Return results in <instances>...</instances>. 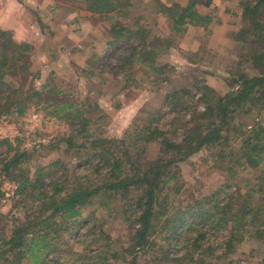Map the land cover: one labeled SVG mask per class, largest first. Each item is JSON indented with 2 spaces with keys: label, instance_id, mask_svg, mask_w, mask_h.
I'll return each instance as SVG.
<instances>
[{
  "label": "trees",
  "instance_id": "trees-1",
  "mask_svg": "<svg viewBox=\"0 0 264 264\" xmlns=\"http://www.w3.org/2000/svg\"><path fill=\"white\" fill-rule=\"evenodd\" d=\"M68 1L109 20L107 50L86 62L125 83L137 66L163 74L166 82L168 65L159 60L176 38L190 26L217 25L219 14H233L231 6L240 18L239 29L231 31L239 54L224 69L227 92L205 84L193 87L195 94L172 91L165 112L138 121L121 138L104 134L107 115L98 105L90 108L88 99L52 104L47 114L66 123L64 136L32 148L0 138V206L10 204L0 215L6 226L0 264H61L63 255L74 258L72 264H221L245 237L264 252V120L252 115L264 113V0H222L229 3L222 11L213 0L150 1L153 13L170 24L167 39L130 17V0ZM32 53L28 43L0 28V122L24 117L30 107L48 109L50 94L71 97L56 85L35 88ZM199 155L201 163L192 161ZM185 162L200 172L196 194L187 196ZM92 206L107 219L83 217ZM115 218L126 227L119 248L102 229ZM257 264H264V255Z\"/></svg>",
  "mask_w": 264,
  "mask_h": 264
},
{
  "label": "rangeland",
  "instance_id": "rangeland-1",
  "mask_svg": "<svg viewBox=\"0 0 264 264\" xmlns=\"http://www.w3.org/2000/svg\"><path fill=\"white\" fill-rule=\"evenodd\" d=\"M150 1L153 0H130V17L139 20V25L146 27L154 35L167 39L170 35V24L153 13L154 6ZM177 1H181L182 5L189 2ZM221 1L213 0V7L219 6L222 11L229 3ZM231 9L233 14H219L220 22L210 29L190 26L183 35L176 38L174 48L169 49L159 60L168 65L166 82H161L165 77L163 74L155 75L151 70H143L137 66V72L125 83L122 76L114 78L108 74L107 69L101 72L95 64L90 67L86 62L87 59L90 61L92 53L102 54L104 49L107 50L104 44L109 35L108 19L92 15L68 0H0V28L10 32L16 42L28 43L33 49L31 62L33 71L38 75L33 81L35 88L56 85L71 93V97L50 94L48 109L38 105L30 107L24 117L4 118L0 122V138L18 139L25 148H32L64 136L68 133L66 123L47 114L53 111L52 104L56 102L64 104L72 100L81 104L88 99L90 108L98 105L100 111L107 115L106 124L102 125L104 134L111 138H121L138 121H144L157 110L165 112L164 98L172 91L185 90L195 94L193 87L199 88L205 84L219 93L227 92L228 87L224 82L227 73L224 69L236 62L239 54L238 47L231 38V31L239 29L240 18L236 15L237 8L231 6ZM197 108L201 111L203 105L199 103ZM252 115L264 120L263 112H253ZM164 117L165 122L170 115L165 114ZM50 155V158L54 157L53 153ZM203 158L204 155H199L192 161L201 163ZM47 162L48 160L42 161L43 164ZM180 168L187 187L185 196L191 194V191L196 194L194 178L200 172L191 167V162L182 163ZM249 172L251 171H247ZM3 189L7 192L6 198H9V186L6 185ZM9 206L8 201L4 200L0 206L1 216L8 213ZM91 213L98 220L107 219L105 212L95 206L85 209L82 216ZM4 225V219L1 221L0 218V236L2 229L6 227ZM102 229L110 238L111 247L119 248L125 244L126 227L120 218H115L112 222L109 220L107 229L105 225ZM217 238L223 239V234L220 233ZM245 238L242 243L233 244L234 251L221 264L258 263L264 255L263 248ZM74 248L79 249L77 245ZM54 257L52 255L51 259ZM60 258L61 264L74 262V258L64 255Z\"/></svg>",
  "mask_w": 264,
  "mask_h": 264
},
{
  "label": "crops",
  "instance_id": "crops-1",
  "mask_svg": "<svg viewBox=\"0 0 264 264\" xmlns=\"http://www.w3.org/2000/svg\"><path fill=\"white\" fill-rule=\"evenodd\" d=\"M163 1V0H162ZM163 2H165V1H163Z\"/></svg>",
  "mask_w": 264,
  "mask_h": 264
}]
</instances>
